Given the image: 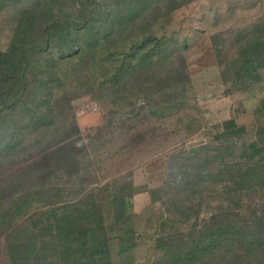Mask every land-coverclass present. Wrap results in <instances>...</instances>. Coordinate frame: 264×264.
I'll use <instances>...</instances> for the list:
<instances>
[{
	"label": "rangeland",
	"instance_id": "obj_1",
	"mask_svg": "<svg viewBox=\"0 0 264 264\" xmlns=\"http://www.w3.org/2000/svg\"><path fill=\"white\" fill-rule=\"evenodd\" d=\"M94 1L101 8L90 27L52 31L53 44L44 54L56 58L74 46L86 51L85 58L76 55L69 63L72 83L68 90L75 97L57 105L52 123L47 121L32 131L23 128L21 135H13L14 127L31 121L29 105L33 106L34 93L14 110H0V146L4 149L0 152V187L6 188L3 198L8 205L11 182L20 177L23 167L44 174L49 165L59 175L56 182L52 177L49 181L60 186V196L77 199L93 192L102 200L108 222H115L117 211L111 198L118 188L132 203L134 216L126 219L127 227L147 239L140 237L121 255L113 240V264H165L162 250L148 237L157 230L155 219L160 213L177 215L157 200L160 192L156 189L170 178V166L187 158L180 148L219 145L212 140L214 135L229 129L225 122L233 118L245 128L231 138L238 151L242 142L257 135L258 123L264 122L260 119L264 110L259 111L261 116L253 112L256 101L264 100V70L260 81L248 78L256 83L249 90H245L249 85L245 81L232 84L231 71L239 58L235 40L245 28L264 36V0H0V47L10 45L27 9L50 8L48 19L55 20L76 14L81 5ZM153 35L173 37L169 52L184 43L189 48L162 65L147 54L141 58L142 50L150 45L137 49L135 41ZM125 52L138 58L135 67L121 77L116 68L127 62L122 59ZM34 206L28 214L40 205ZM7 230L0 218V264H9Z\"/></svg>",
	"mask_w": 264,
	"mask_h": 264
},
{
	"label": "trees",
	"instance_id": "obj_2",
	"mask_svg": "<svg viewBox=\"0 0 264 264\" xmlns=\"http://www.w3.org/2000/svg\"><path fill=\"white\" fill-rule=\"evenodd\" d=\"M95 3L83 4L74 11L76 14L64 13V18L58 16L55 20L48 19L50 8L27 9L14 29L10 45L0 47V110L12 111L34 93L33 106L28 103L31 121L20 122L13 135H21L23 128L32 131L47 121L52 123L57 105L75 97L68 90L72 83L69 63L76 55L85 58L86 51L74 46L56 58L44 54L53 44L52 31L67 33L73 27L89 28L97 8H101ZM105 33L109 35L111 31ZM153 36L135 41L133 46L137 49L150 45L142 50L141 58L148 55L162 65L175 53L189 48L184 43L169 52L173 37ZM235 41L239 43V58L231 69L232 84L245 81L249 84L245 90H249L262 79L264 36L245 28ZM124 58L127 62L116 68L121 77L135 67L138 55L125 52ZM139 66L143 67V63ZM248 78H255L254 82ZM262 110L264 100L253 112L261 116ZM225 126L231 129L212 139L219 145L201 144L193 150L182 146L181 152L187 158L183 163L172 164L170 178L156 189L160 192L157 200L177 212L175 216L160 213L154 222L157 230L148 237L162 250L165 264H264V122L258 123L257 135L242 142L238 151L231 138L244 132V126L237 125L233 118ZM3 150L0 146V152ZM177 157L183 155L177 151ZM46 168L44 174H33V168L26 171L23 167L20 177L11 182L8 205L3 198L6 188L0 187V218L8 226L4 239L9 264H113V240L121 255L130 251L140 237L147 239L142 233L136 235L134 227H127L126 219L134 212L129 195L122 190H113L111 200L117 212L115 222H108L103 202L93 192L77 199L63 198L59 195L60 186L49 181L58 179L56 169L49 165ZM35 204L40 205L37 211L28 214Z\"/></svg>",
	"mask_w": 264,
	"mask_h": 264
},
{
	"label": "crops",
	"instance_id": "obj_3",
	"mask_svg": "<svg viewBox=\"0 0 264 264\" xmlns=\"http://www.w3.org/2000/svg\"><path fill=\"white\" fill-rule=\"evenodd\" d=\"M247 97V96H246ZM248 99H250V97H248ZM261 98L258 99V101H256V104L253 106V109H255L256 105L258 104V102L260 101ZM254 111V110H253ZM236 115V114H234ZM237 116V115H236Z\"/></svg>",
	"mask_w": 264,
	"mask_h": 264
}]
</instances>
